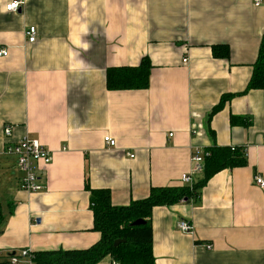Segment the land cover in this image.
Instances as JSON below:
<instances>
[{
  "label": "crops",
  "instance_id": "1",
  "mask_svg": "<svg viewBox=\"0 0 264 264\" xmlns=\"http://www.w3.org/2000/svg\"><path fill=\"white\" fill-rule=\"evenodd\" d=\"M7 1L0 0V50L8 51L0 57V262L23 250L93 247L101 234L90 190L110 191L115 207H128L152 188L182 187L193 150L218 146L246 149L248 164L214 176L197 203L153 210L155 264H264V189L254 184L264 178V91L248 90L264 0L260 7L255 0H25L16 14L6 12ZM29 27L38 32L34 44ZM216 48L229 57H215ZM146 57L149 89H107L108 69L138 67ZM6 126L13 142L29 138L52 153L39 172L44 191L20 189L16 159L4 154ZM202 178L194 174V185ZM181 221L193 235L180 232Z\"/></svg>",
  "mask_w": 264,
  "mask_h": 264
},
{
  "label": "trees",
  "instance_id": "2",
  "mask_svg": "<svg viewBox=\"0 0 264 264\" xmlns=\"http://www.w3.org/2000/svg\"><path fill=\"white\" fill-rule=\"evenodd\" d=\"M214 56L227 59L228 48L214 49ZM152 68V63L147 57L142 59L138 67L110 68L106 72L107 89L147 90ZM248 90L264 91V37ZM231 99L232 96H226L223 101ZM206 151L208 156L204 161L203 178L192 188L187 186L152 188L148 198L134 201L123 208L112 204L110 191L90 190L94 229L101 234L99 243L86 250L32 253L33 264H98L107 257H111L116 264H155L151 223L153 210L156 207H172L180 203H197L202 189L214 176L224 170L242 168L248 164L247 150L243 148L214 146ZM137 220H143L145 224L133 226ZM1 222L0 215V224ZM117 240H123L125 243L114 247ZM11 256L18 254L14 253ZM0 264L10 262L3 261Z\"/></svg>",
  "mask_w": 264,
  "mask_h": 264
},
{
  "label": "built area",
  "instance_id": "3",
  "mask_svg": "<svg viewBox=\"0 0 264 264\" xmlns=\"http://www.w3.org/2000/svg\"><path fill=\"white\" fill-rule=\"evenodd\" d=\"M262 0H255V6L260 7L262 5ZM25 5V0H8L6 4V12L8 13H19L23 6ZM25 36L30 44H34L38 39V32L35 27H29L25 32ZM8 51L1 49L0 57H7ZM188 60H184L187 63ZM196 134V132H193ZM4 136L6 139V146L4 149V154L8 157H13L16 159V166L21 175L20 179V189L28 193H40L45 190L44 177L40 176V168H46L53 162L52 153L40 144L39 141L32 140L29 138H24L19 142L12 141V127L6 126L4 129ZM106 145L114 148L116 147V141L110 137L104 139ZM208 156L207 151L196 148L192 152V165L193 172L191 174H185L181 178V183L183 186L192 188L194 186V174L203 172L204 161ZM135 156L131 155L130 158ZM254 184L262 189H264V178L260 175L254 177ZM180 232L193 235L194 228L192 225L185 221L179 223ZM208 249H212V245H206ZM32 253L29 250L21 251L18 256H11L9 258L10 264H33L31 259Z\"/></svg>",
  "mask_w": 264,
  "mask_h": 264
},
{
  "label": "water",
  "instance_id": "4",
  "mask_svg": "<svg viewBox=\"0 0 264 264\" xmlns=\"http://www.w3.org/2000/svg\"><path fill=\"white\" fill-rule=\"evenodd\" d=\"M144 224H145V222L143 220H137L136 222L133 223V226H141ZM124 243H125V241H123V240H117L114 243V247H118L119 245L124 244Z\"/></svg>",
  "mask_w": 264,
  "mask_h": 264
},
{
  "label": "rangeland",
  "instance_id": "5",
  "mask_svg": "<svg viewBox=\"0 0 264 264\" xmlns=\"http://www.w3.org/2000/svg\"><path fill=\"white\" fill-rule=\"evenodd\" d=\"M14 172V176H15V174L17 175V172L16 171H13Z\"/></svg>",
  "mask_w": 264,
  "mask_h": 264
}]
</instances>
